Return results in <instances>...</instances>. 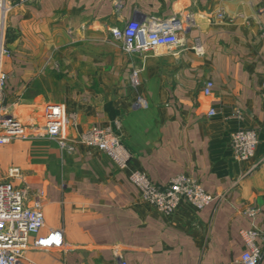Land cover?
I'll return each instance as SVG.
<instances>
[{"label": "crops", "instance_id": "1", "mask_svg": "<svg viewBox=\"0 0 264 264\" xmlns=\"http://www.w3.org/2000/svg\"><path fill=\"white\" fill-rule=\"evenodd\" d=\"M224 7L237 22L209 13ZM186 12L182 42L146 55L126 52L111 29L131 19ZM264 0H35L17 3L6 21L2 106L28 125L48 103H63L67 135L111 129L131 157L49 138L0 146V175L42 199L45 227L63 229L60 249L29 248V264H243L242 229H264ZM199 39L204 53L193 48ZM141 69L134 86L131 75ZM214 88L207 96L205 82ZM143 99L144 104L137 105ZM211 108L216 114L209 115ZM253 129V157L240 159L232 134ZM32 129V127H29ZM21 170L9 177L10 167ZM167 184L180 173L215 198L202 209L183 201L173 213L141 197L131 174ZM258 209L255 218L246 214ZM32 240L34 237L31 238ZM259 264H264V257Z\"/></svg>", "mask_w": 264, "mask_h": 264}, {"label": "built area", "instance_id": "2", "mask_svg": "<svg viewBox=\"0 0 264 264\" xmlns=\"http://www.w3.org/2000/svg\"><path fill=\"white\" fill-rule=\"evenodd\" d=\"M34 1L0 0V146L20 138H49L61 149L69 152L75 151L78 144L100 149L111 156L119 166L126 167L131 154L111 129L94 126L77 138L68 137L69 116L63 103H48L44 108L42 122L30 125L2 106L3 90L8 78L2 69V61L12 54L4 42L6 21L17 3ZM209 14L220 21L228 22H237L243 17L241 13L236 15L228 13L224 7H219ZM187 23L195 24L194 13H181L167 19L154 16L142 20L131 19L123 27H114L111 31L114 39L121 42L126 52L146 55L157 47L172 49L179 46L182 42L181 32ZM193 48L199 54L204 53V47L199 39ZM140 72L139 68L132 72L131 81L134 86L139 84ZM213 88L214 82L207 80L203 88L204 94L210 96ZM261 95L264 99V82ZM136 104H144L143 99H139ZM215 114L216 110L211 108L209 115ZM257 143L258 134L253 129L242 128L232 134V147L240 159L247 160L253 157ZM8 176L19 178L20 168L10 167ZM131 179L138 186L142 199L165 213H173L183 201L202 209L215 198L197 179L186 173L177 174L167 184L152 181L147 174L139 171L133 172ZM44 196V189H38L32 194L29 187L17 186L13 181L0 175V264H29L27 257L29 248L53 250L65 245L63 229H51L46 234L41 233L45 227L42 204ZM246 214L255 218L258 209H248ZM241 235L245 243L241 262L259 264L264 257V229L253 225L248 229H242ZM120 264L128 263L121 261Z\"/></svg>", "mask_w": 264, "mask_h": 264}]
</instances>
